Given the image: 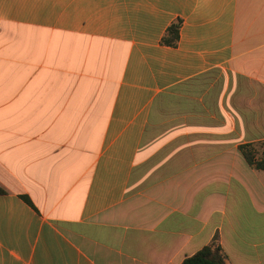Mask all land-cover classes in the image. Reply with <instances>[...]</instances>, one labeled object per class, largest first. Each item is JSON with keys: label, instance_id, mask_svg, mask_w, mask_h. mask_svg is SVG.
Listing matches in <instances>:
<instances>
[{"label": "crops", "instance_id": "1", "mask_svg": "<svg viewBox=\"0 0 264 264\" xmlns=\"http://www.w3.org/2000/svg\"><path fill=\"white\" fill-rule=\"evenodd\" d=\"M246 144L264 0H0V264H264Z\"/></svg>", "mask_w": 264, "mask_h": 264}, {"label": "trees", "instance_id": "2", "mask_svg": "<svg viewBox=\"0 0 264 264\" xmlns=\"http://www.w3.org/2000/svg\"><path fill=\"white\" fill-rule=\"evenodd\" d=\"M181 21H177L172 24L165 36L162 39V43L166 46L175 47L179 41L180 36ZM240 150L243 152L247 162L255 167L256 169H264V159L257 160L255 154L254 145L246 144L240 147ZM4 191L0 188V194ZM24 199L31 204L30 200L27 197ZM182 264H229L227 256L223 252L222 247L216 241L212 242L207 247H204L195 255L185 259Z\"/></svg>", "mask_w": 264, "mask_h": 264}, {"label": "rangeland", "instance_id": "3", "mask_svg": "<svg viewBox=\"0 0 264 264\" xmlns=\"http://www.w3.org/2000/svg\"><path fill=\"white\" fill-rule=\"evenodd\" d=\"M258 150H259L260 153H262V151H264L263 147L261 149H258Z\"/></svg>", "mask_w": 264, "mask_h": 264}]
</instances>
